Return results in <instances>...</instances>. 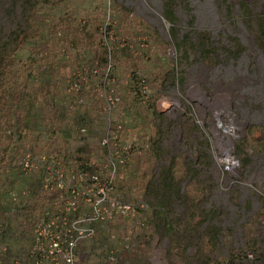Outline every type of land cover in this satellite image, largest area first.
<instances>
[{
	"label": "rangeland",
	"instance_id": "rangeland-1",
	"mask_svg": "<svg viewBox=\"0 0 264 264\" xmlns=\"http://www.w3.org/2000/svg\"><path fill=\"white\" fill-rule=\"evenodd\" d=\"M105 19L109 84L121 97L112 117L127 121L123 141L148 143L115 180L114 196L146 209L137 244L116 250L114 264H264V0H0V49L27 30L9 75L20 96L17 114L0 125L12 135L0 163V224L9 218L0 242L30 246L17 215L40 210L25 209V200H42L45 175L16 170L19 155L99 147L101 124L89 125L85 137L74 130L93 117L86 108L48 115L68 102L69 85L82 81L77 65L102 52L87 43L101 38ZM83 23L87 41L78 32ZM87 75L72 102L94 98L96 78ZM140 85L150 91L148 104L133 95ZM124 222L99 225L79 264H111Z\"/></svg>",
	"mask_w": 264,
	"mask_h": 264
},
{
	"label": "built area",
	"instance_id": "built-area-1",
	"mask_svg": "<svg viewBox=\"0 0 264 264\" xmlns=\"http://www.w3.org/2000/svg\"><path fill=\"white\" fill-rule=\"evenodd\" d=\"M107 21L110 22L109 16ZM99 34L101 38L98 45H102L100 47L106 53V19L99 28ZM109 57L105 54L107 60ZM84 71L81 73L84 75L82 81L69 85L67 95L83 92L81 89L88 85L89 73L98 80L93 84L94 98L85 100L81 96L73 102L69 99L61 107L66 112L75 106L93 113L90 123L76 125L74 130L80 137H85L89 125L101 124L99 147L81 154L79 160H76V151L70 154L65 150H43L39 155L30 150L19 155L16 167L24 175L35 172L45 175L40 184L44 201L31 225L32 243L26 257L21 261L16 260L14 264H79V252L84 249L88 251L93 245L99 225L125 220V233L117 241L119 249L112 248L108 255V261L114 264L117 261L116 250L132 249L137 244L135 230L144 227L141 215L146 206L141 202L136 205L127 203L119 196H114L113 189L116 178L125 170L131 156L148 148V143H140L136 138L129 142L123 141L127 121L124 115L112 117L119 109L121 97L109 84L110 81L114 82L111 64L107 61L99 69L94 63L91 70ZM138 75V72L132 73L131 78H138ZM149 93L146 85H140L133 95L143 96L145 99L141 103L145 105L148 104L146 98ZM160 106L165 114L169 113L167 100L162 99ZM110 238L115 239L113 235ZM0 251L5 252L6 248L1 247ZM245 257L253 260L249 252L245 253Z\"/></svg>",
	"mask_w": 264,
	"mask_h": 264
},
{
	"label": "trees",
	"instance_id": "trees-1",
	"mask_svg": "<svg viewBox=\"0 0 264 264\" xmlns=\"http://www.w3.org/2000/svg\"><path fill=\"white\" fill-rule=\"evenodd\" d=\"M28 27H29V25H27V28ZM88 27L89 26L86 23H83V25H81L80 28H78V32L81 33V35H82V41H84V40L87 41V39H85V38H86V34L89 31ZM93 30L96 33L97 27H95V29H93ZM26 31L27 30H19L16 33H14L13 35L15 37L13 40V45L10 48H7V44H4L3 47L0 49V125L1 124H7V121H10L12 119V117L17 114L14 106H15L16 102L19 100L20 96H19V92L18 91L16 92L14 90L13 81L9 75H10L11 68L15 62L14 54L22 47V45L27 40ZM87 44H89V46H92V48L98 47V49H99V47H100L98 45V41H97V43H93V42L88 41ZM101 50H102V52H100V50H97L94 52L93 57L89 59V62H88L89 65L87 64L88 66L85 65V63L83 62V63L77 65L78 69L84 71L86 66H87L86 70L89 71L94 66V63H97V67L99 69L103 65H105V63L107 62V58H105V54H106L105 49L102 48ZM95 82H98V80L96 79ZM86 86H88V85H84L81 90L83 91V89ZM44 91H45V88L43 86H40L39 89L36 91V93L38 95L43 96V93H45ZM73 94L74 93H72V94H70V96H68V100L72 98L71 96ZM82 94H83V92L79 93V95H82ZM61 105H62V103H60V102L57 103V106L55 104V108L52 109L51 112H49L50 113L48 115L49 119H53L55 116L57 117V115H58L57 118H59V116H61L63 113L66 112L64 108L60 107ZM91 119L92 118H90L88 116V119L83 120V123H85V124L90 123ZM6 128L0 129V155H1L0 163L4 162L5 155H6L8 147H9V143L12 141L11 132L9 131V129H6ZM19 137L22 138L21 135ZM88 148H89V143H84V145L82 147H79L76 150V157H77L76 160H79L78 158L81 154L88 153L90 151ZM15 169L18 170L16 165H15ZM182 169H184V166L179 165V167H178V169H176V171H179ZM40 200H41V198H36V196H32V197L28 198L27 201L25 200V202H26L25 203V205H26L25 209H27V208H34L35 209L36 207L41 208L42 205H41V207L38 205ZM42 200H43V198H42ZM12 202L15 203V201H12ZM37 213H38V211H36L34 213V215L27 213L21 219L16 214L17 217L19 218V220L22 221V223L20 224V226H21L20 232L21 233H23V234L27 233L30 237L31 225H32L33 219L35 218ZM4 219L6 220V222H2L0 224L1 232H4V230L6 231L8 228V224H9L7 222V221H9V218L6 217ZM20 245H21V243H19V242L13 243V242L9 241V239H4L2 237L1 242H0V248L5 247L6 251L5 252L0 251V264H14V262L16 260L21 261L24 256L26 257V253L28 252L30 246H28L25 249V247H22ZM22 248H24V249H22ZM239 264H244V263L240 262Z\"/></svg>",
	"mask_w": 264,
	"mask_h": 264
},
{
	"label": "bare ground",
	"instance_id": "bare-ground-1",
	"mask_svg": "<svg viewBox=\"0 0 264 264\" xmlns=\"http://www.w3.org/2000/svg\"><path fill=\"white\" fill-rule=\"evenodd\" d=\"M219 121V120H218ZM232 123H234V122H232ZM232 127H228L226 130H227V132H224V133H228V132H230V131H232ZM224 135L222 134V135H219V137H223Z\"/></svg>",
	"mask_w": 264,
	"mask_h": 264
}]
</instances>
